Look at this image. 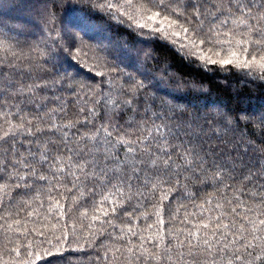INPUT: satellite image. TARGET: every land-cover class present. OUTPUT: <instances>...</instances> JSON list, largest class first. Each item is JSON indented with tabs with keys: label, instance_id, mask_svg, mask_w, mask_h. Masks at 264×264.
<instances>
[{
	"label": "snow or ice",
	"instance_id": "snow-or-ice-1",
	"mask_svg": "<svg viewBox=\"0 0 264 264\" xmlns=\"http://www.w3.org/2000/svg\"><path fill=\"white\" fill-rule=\"evenodd\" d=\"M8 9L35 15L0 28V264H68L97 246L102 264H264V109L178 103L198 85L154 47L264 84V0ZM91 20L150 51L109 39L83 75Z\"/></svg>",
	"mask_w": 264,
	"mask_h": 264
},
{
	"label": "trees",
	"instance_id": "trees-1",
	"mask_svg": "<svg viewBox=\"0 0 264 264\" xmlns=\"http://www.w3.org/2000/svg\"><path fill=\"white\" fill-rule=\"evenodd\" d=\"M59 11L60 9L57 8L58 13ZM21 14V11L18 9H8L4 13H0V20L2 17L7 18L8 16L17 19L19 15L22 17ZM86 15V13L78 12L76 17L79 18L80 16ZM89 22L98 26L92 39L98 38L100 44L107 43L109 39H121L128 40L129 43H135L137 49H143L145 52L150 51V48H145L143 44L136 42L137 38L127 34L126 30L117 29L115 26L109 27L107 24L97 20H91ZM19 24L16 22L15 25ZM35 38L39 39L40 37L37 35ZM20 39L22 42L25 39L31 42L33 40V34L26 33ZM92 39L89 40L85 37L84 47L81 48L78 54L80 63L75 65L76 69L85 76H94V72H89V67L94 58V48L96 47ZM154 47L157 48V52L162 59L166 57L171 58L172 71L183 74L186 79L193 80L203 89L200 92L193 89L189 95L182 97L177 102L195 106L201 105V107H207V109L210 108L209 103L212 102L214 105L220 106L223 112L228 110L235 112L238 109L250 111L264 109V84H260L259 81L250 79L234 69L230 72L228 70L224 72L219 70L211 72L203 71L198 66L185 63L179 56L159 45H154ZM95 79L99 80L100 77H95ZM241 127L243 128V126ZM176 206L177 204L174 200L171 205L173 211ZM98 254L101 257L103 255V250L98 246L97 248L85 247L83 251L68 254L66 261L68 264H102V260H97Z\"/></svg>",
	"mask_w": 264,
	"mask_h": 264
},
{
	"label": "rangeland",
	"instance_id": "rangeland-1",
	"mask_svg": "<svg viewBox=\"0 0 264 264\" xmlns=\"http://www.w3.org/2000/svg\"><path fill=\"white\" fill-rule=\"evenodd\" d=\"M21 13H22L21 14L22 17H20V15H19L17 17V19L16 18H13V17L11 18L9 16L7 18L6 17H2L1 20H0V27L3 28L4 25H7L8 27H11V26L15 25L16 22L22 24V23H24L25 20H27V19L30 18V15L31 16L35 15V12L34 11L31 14H29L28 12H21ZM23 18H25V19H23ZM33 35L37 36L36 34H33ZM93 41H94L93 43L95 45H97L99 43L98 38L97 39H94ZM194 90L197 91V92H200L203 89L200 88V86H198L197 88H194ZM181 104H185V103H181ZM209 104H210V106H209L210 108H208L207 110H208V112L212 113L213 115L217 111H221L222 110V108L220 106L214 105L212 102H210ZM197 106L198 107H201V105H197ZM221 112H223V111H221Z\"/></svg>",
	"mask_w": 264,
	"mask_h": 264
}]
</instances>
